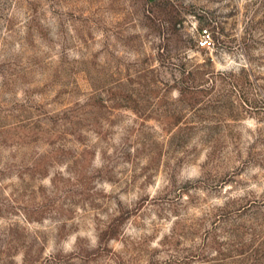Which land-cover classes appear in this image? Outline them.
I'll return each mask as SVG.
<instances>
[{"label": "rangeland", "instance_id": "1", "mask_svg": "<svg viewBox=\"0 0 264 264\" xmlns=\"http://www.w3.org/2000/svg\"><path fill=\"white\" fill-rule=\"evenodd\" d=\"M0 264H264V0H0Z\"/></svg>", "mask_w": 264, "mask_h": 264}, {"label": "built area", "instance_id": "2", "mask_svg": "<svg viewBox=\"0 0 264 264\" xmlns=\"http://www.w3.org/2000/svg\"><path fill=\"white\" fill-rule=\"evenodd\" d=\"M210 42H211V36H210L208 30H204L201 34V44L203 46H207L210 44Z\"/></svg>", "mask_w": 264, "mask_h": 264}]
</instances>
